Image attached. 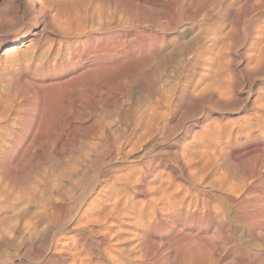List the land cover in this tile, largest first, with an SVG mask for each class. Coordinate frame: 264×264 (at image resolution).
<instances>
[{
    "label": "rangeland",
    "instance_id": "obj_1",
    "mask_svg": "<svg viewBox=\"0 0 264 264\" xmlns=\"http://www.w3.org/2000/svg\"><path fill=\"white\" fill-rule=\"evenodd\" d=\"M102 138L123 160L99 164L49 260L28 225ZM0 231V264H264V0H0Z\"/></svg>",
    "mask_w": 264,
    "mask_h": 264
},
{
    "label": "bare ground",
    "instance_id": "obj_2",
    "mask_svg": "<svg viewBox=\"0 0 264 264\" xmlns=\"http://www.w3.org/2000/svg\"><path fill=\"white\" fill-rule=\"evenodd\" d=\"M31 2V1H29ZM28 2V3H29ZM36 3V2H35ZM35 3L32 1L31 3V6L33 7V9H37L38 10V14L40 15L39 17H41V19L44 17L45 13H44V10H43V6L39 5V6H36ZM29 6V5H27ZM30 7V6H29ZM35 11V10H34ZM34 11H31V12H34ZM35 13V12H34ZM8 20V19H7ZM40 20V19H39ZM43 20H41L42 22ZM43 23V22H42ZM46 25V24H45ZM31 34V33H30ZM62 34H65V33H62ZM74 34V33H73ZM36 35V32H34L32 35H29L30 37H28V41H33V37ZM70 35V34H69ZM67 35V36H69ZM23 36V35H22ZM17 37L15 38L11 44H9V46L3 51L2 55L3 56H7L9 55V53H14V52H17V49H19L20 47L24 46L25 45V39L24 37ZM66 36V35H65ZM73 37V36H72ZM26 38V37H25ZM35 41V40H34ZM222 42V41H221ZM226 45V44H225ZM261 55V54H260ZM258 60V59H257ZM95 69V68H94ZM102 69V68H101ZM96 70V69H95ZM94 70V71H95ZM98 71V70H97ZM99 72V71H98ZM85 73V72H84ZM96 74V73H95ZM94 74V76H96ZM93 76V74H92ZM188 81V80H187ZM186 83H189V82H186ZM169 91V90H168ZM182 91H186V86L182 89ZM201 92V91H200ZM46 93V92H45ZM182 93V92H181ZM184 94V93H182ZM50 99V98H49ZM183 99V97H182ZM152 110V109H151ZM150 110V111H151ZM154 113V112H153ZM151 115H153L151 113ZM151 118L153 119V117H150V120ZM155 119V118H154ZM154 119L152 121H154ZM149 120V121H150ZM128 123V121H127ZM155 123V121H154ZM150 125V122L148 123ZM131 125V124H130ZM133 126V125H132ZM151 126H152V123H151ZM150 126V127H151ZM155 126V125H154ZM130 128V127H129ZM152 128V127H151ZM150 128V130H151ZM106 132V131H105ZM123 134V133H122ZM125 135V134H124ZM107 136V135H106ZM111 136V135H110ZM118 137V136H117ZM116 137V138H117ZM121 137V136H120ZM126 137V136H125ZM122 138V137H121ZM103 139V138H102ZM108 139V138H107ZM104 140V139H103ZM102 140V141H103ZM107 141V140H106ZM104 140V142L101 144V147L99 146V148H97V152L100 154V158L96 159V160H90V162L87 164V168H89L90 172H88L86 170L85 172V175L82 176L81 179H78L77 178V181H73L72 180V177H71V173L68 171L67 173H62L61 170H59L61 177H64L66 178L67 180V184L64 185L63 187L58 185V184H51L50 187H49V191L47 189H43L44 192V196L41 197V199L39 200L38 204V208L37 210H39L36 214V216H34V219L36 217V219H38L37 222H34L32 221V223L30 225H28V229H29V236H32L35 232H39V230L37 231L38 227L42 226L43 227V230H42V234L40 233L41 236H43V238H41L43 240L42 244L43 246H45L48 242V240L46 241V239L48 237L46 236H49V234H51V232H57V230L59 229V225L70 216V213L72 211H74V208L76 206L77 203H79V205L82 203L83 199H85L87 197V195L89 193H92V192H95L94 189H96L95 187L98 185L99 183V175L98 173L95 175L94 173H96V170L98 169V166H100L99 164L102 163V162H108L110 160H113V159H121L123 160V157H124V153L121 152V147L120 145L121 144L119 143V140H116L115 138L112 139L111 138V141H107L106 142ZM86 158V157H85ZM86 161V160H85ZM155 163V162H154ZM68 165V164H67ZM66 165V166H67ZM105 165V164H104ZM63 167H65V165H63ZM70 168V165L67 166ZM54 168V167H53ZM60 168V167H59ZM76 168V167H75ZM148 168V167H147ZM62 169V168H61ZM64 169V168H63ZM62 169V170H63ZM68 169V168H67ZM66 169V170H67ZM72 170V169H71ZM75 170V169H74ZM85 170V169H84ZM80 171V170H79ZM99 171V170H97ZM151 171V170H150ZM149 171V172H150ZM46 172V171H45ZM58 172V173H59ZM81 172V171H80ZM73 173V172H72ZM82 173V172H81ZM145 174V173H144ZM149 174V173H148ZM147 176V175H146ZM142 178V177H141ZM91 181H94V184H90ZM143 181V180H142ZM102 182V181H101ZM29 183V182H28ZM59 183V182H58ZM143 183V182H142ZM141 188V187H140ZM101 190V189H100ZM140 190V189H139ZM41 191V190H40ZM113 191V190H112ZM37 193V192H36ZM41 193V192H40ZM39 193V194H40ZM97 203V202H96ZM93 204V203H92ZM110 206V205H109ZM100 209V208H99ZM115 209V208H114ZM76 210V209H75ZM87 210V209H86ZM89 211V210H88ZM73 215V214H72ZM66 222V221H65ZM76 228V227H75ZM28 231V230H27ZM3 233L2 231H0V241H4L8 238L6 237H3ZM6 234V233H4ZM8 234V233H7ZM6 234V235H7ZM37 234V233H36ZM9 236V235H7ZM37 236V235H36ZM28 237V236H27ZM40 237V236H39ZM102 238V237H101ZM31 240V239H30ZM40 240V239H39ZM40 240V242L42 241ZM196 240V239H195ZM52 241V240H51ZM188 241H191V240H188ZM184 242L183 243H180V250H179V254L182 253L180 255V258L182 260H186V262L188 263H194V261H197V260H200L202 257L201 255V251L203 250V245H201V241H197V242H194V239H193V242ZM23 242V241H22ZM35 242V241H34ZM53 245H51V248H52V251L50 252V256H49V260H52V261H56L55 259H59L60 256L59 254L57 253V247H58V244H57V240H54L53 241ZM100 242V241H99ZM37 243V242H36ZM199 243V244H197ZM24 244V243H23ZM47 244V245H49ZM104 244V243H103ZM99 245V244H98ZM100 245H102V242L100 243ZM103 246H101L102 248ZM42 248V246H41ZM41 248H38V249H34L33 251H35L34 253V256L35 257H42L41 255L44 254L45 252V249L44 247L41 249ZM49 248V246H48ZM47 248V249H48ZM138 248V247H137ZM44 249V251H43ZM61 253V252H60ZM69 255H71L72 253H68ZM62 256V255H61ZM68 256V255H67ZM86 257V256H85ZM204 257L205 256V253H204ZM92 258H94L93 254L90 252L87 253V260H81V262L83 264H87L89 263ZM102 258V261H106L107 260V256H106V251H104V248L103 250H100V252L98 253L97 256H95L94 259H101ZM163 259V258H162ZM75 261V260H74ZM85 263H84V262ZM40 262V261H39ZM99 262V260H98ZM38 263V262H37ZM45 263V262H44ZM46 264V263H45Z\"/></svg>",
    "mask_w": 264,
    "mask_h": 264
}]
</instances>
